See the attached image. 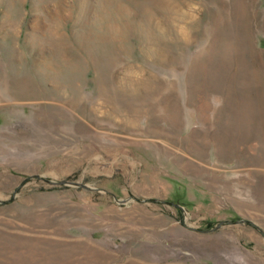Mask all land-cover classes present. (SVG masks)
<instances>
[{
	"label": "rangeland",
	"instance_id": "rangeland-1",
	"mask_svg": "<svg viewBox=\"0 0 264 264\" xmlns=\"http://www.w3.org/2000/svg\"><path fill=\"white\" fill-rule=\"evenodd\" d=\"M0 264H264V0H0Z\"/></svg>",
	"mask_w": 264,
	"mask_h": 264
},
{
	"label": "bare ground",
	"instance_id": "bare-ground-1",
	"mask_svg": "<svg viewBox=\"0 0 264 264\" xmlns=\"http://www.w3.org/2000/svg\"><path fill=\"white\" fill-rule=\"evenodd\" d=\"M246 12V11H245ZM239 14L240 15H243V7L242 6H240V8H239ZM238 14V15H239ZM240 15H239V17H240ZM234 17V16H233ZM246 18V17H245ZM236 21V20H235ZM240 21V20H239ZM229 22V21H228ZM247 23V20L246 21H244V24H246ZM233 25V24H232ZM229 26V25H228ZM247 26V25H246ZM244 27V26H243ZM126 28V27H125ZM245 29V28H244ZM217 36V35H216ZM233 36V35H232ZM242 36V35H241ZM246 40V39H245ZM103 98V97H102Z\"/></svg>",
	"mask_w": 264,
	"mask_h": 264
},
{
	"label": "water",
	"instance_id": "water-1",
	"mask_svg": "<svg viewBox=\"0 0 264 264\" xmlns=\"http://www.w3.org/2000/svg\"><path fill=\"white\" fill-rule=\"evenodd\" d=\"M91 189H93V188H91Z\"/></svg>",
	"mask_w": 264,
	"mask_h": 264
}]
</instances>
